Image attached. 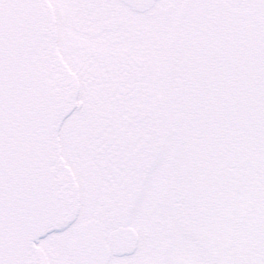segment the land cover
I'll list each match as a JSON object with an SVG mask.
<instances>
[{"label":"snow or ice","instance_id":"snow-or-ice-1","mask_svg":"<svg viewBox=\"0 0 264 264\" xmlns=\"http://www.w3.org/2000/svg\"><path fill=\"white\" fill-rule=\"evenodd\" d=\"M0 264H264V0H0Z\"/></svg>","mask_w":264,"mask_h":264}]
</instances>
